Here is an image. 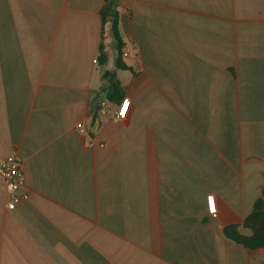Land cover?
Returning a JSON list of instances; mask_svg holds the SVG:
<instances>
[{"label": "crops", "instance_id": "0c3cea01", "mask_svg": "<svg viewBox=\"0 0 264 264\" xmlns=\"http://www.w3.org/2000/svg\"><path fill=\"white\" fill-rule=\"evenodd\" d=\"M104 6L0 0V159L29 192L7 210L0 178V264H264L223 233L264 186V0H114L123 70Z\"/></svg>", "mask_w": 264, "mask_h": 264}, {"label": "trees", "instance_id": "16d2710c", "mask_svg": "<svg viewBox=\"0 0 264 264\" xmlns=\"http://www.w3.org/2000/svg\"><path fill=\"white\" fill-rule=\"evenodd\" d=\"M104 12L102 13V21L106 18H110L111 21V35L115 42L116 47V68L123 70L124 67L121 64V56L123 44L121 42L118 32L117 15L113 11L114 0H104ZM106 62V55L100 52L98 63L103 65ZM104 78L109 76V85L107 88L108 95L112 101H118L122 99V86L114 73L109 74L104 72ZM264 196V186L261 189V197L255 200L251 212L244 218L242 223V229L247 230L249 234H243L239 230L238 225H229L223 229V233L226 238L234 241L237 244L242 245L246 249H261L264 248V202L262 197Z\"/></svg>", "mask_w": 264, "mask_h": 264}, {"label": "built area", "instance_id": "2783aa9c", "mask_svg": "<svg viewBox=\"0 0 264 264\" xmlns=\"http://www.w3.org/2000/svg\"><path fill=\"white\" fill-rule=\"evenodd\" d=\"M129 105L130 101L128 98L122 99L120 105L114 112V118L120 120L124 119L127 115ZM76 128L78 131H81L82 124L78 123ZM89 145H92V143ZM0 178L4 184L6 209L13 210L19 202L27 199L29 196V192L26 188L22 193H18V190L24 187V176L20 162L13 155L0 159ZM206 204L208 213L215 216V199L212 194L206 196Z\"/></svg>", "mask_w": 264, "mask_h": 264}]
</instances>
